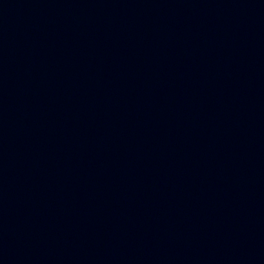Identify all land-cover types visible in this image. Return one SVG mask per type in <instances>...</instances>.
<instances>
[{
	"label": "water",
	"instance_id": "1",
	"mask_svg": "<svg viewBox=\"0 0 264 264\" xmlns=\"http://www.w3.org/2000/svg\"><path fill=\"white\" fill-rule=\"evenodd\" d=\"M0 264H264V0H0Z\"/></svg>",
	"mask_w": 264,
	"mask_h": 264
}]
</instances>
